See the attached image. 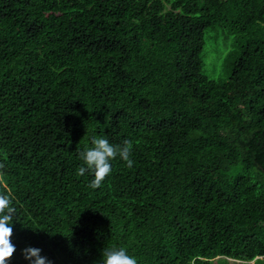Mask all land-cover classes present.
I'll return each instance as SVG.
<instances>
[{"label": "trees", "instance_id": "obj_1", "mask_svg": "<svg viewBox=\"0 0 264 264\" xmlns=\"http://www.w3.org/2000/svg\"><path fill=\"white\" fill-rule=\"evenodd\" d=\"M234 38L204 73L208 30ZM131 142L98 188L92 137ZM7 264H264V0H0ZM254 261V263H251Z\"/></svg>", "mask_w": 264, "mask_h": 264}, {"label": "clouds", "instance_id": "obj_2", "mask_svg": "<svg viewBox=\"0 0 264 264\" xmlns=\"http://www.w3.org/2000/svg\"><path fill=\"white\" fill-rule=\"evenodd\" d=\"M91 146L79 152L81 166L77 174L84 175L90 172L93 179L90 187L98 188L102 181L112 170L111 161L117 156L131 168L134 161L131 156V142L124 140L122 145H113L103 137H92ZM16 212L13 206V194L0 191V264H7L16 251L11 242L12 221ZM22 255L29 264H50L46 257L40 255V249L28 247L22 250ZM98 264H137V260L130 256L123 247H104L101 250V258Z\"/></svg>", "mask_w": 264, "mask_h": 264}, {"label": "rangeland", "instance_id": "obj_3", "mask_svg": "<svg viewBox=\"0 0 264 264\" xmlns=\"http://www.w3.org/2000/svg\"><path fill=\"white\" fill-rule=\"evenodd\" d=\"M234 38L224 30L217 27L210 29L205 34V47L202 53L204 73L214 79H220L228 75L225 65V54L231 50ZM219 264H245L244 261L216 257ZM254 263V261H251Z\"/></svg>", "mask_w": 264, "mask_h": 264}]
</instances>
